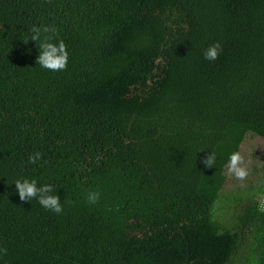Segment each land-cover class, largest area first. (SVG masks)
Segmentation results:
<instances>
[{
	"label": "trees",
	"instance_id": "trees-1",
	"mask_svg": "<svg viewBox=\"0 0 264 264\" xmlns=\"http://www.w3.org/2000/svg\"><path fill=\"white\" fill-rule=\"evenodd\" d=\"M33 25L66 70L36 63ZM247 138L264 141V0H0V264H264V186L227 187ZM24 179L63 212L21 202Z\"/></svg>",
	"mask_w": 264,
	"mask_h": 264
},
{
	"label": "clouds",
	"instance_id": "clouds-1",
	"mask_svg": "<svg viewBox=\"0 0 264 264\" xmlns=\"http://www.w3.org/2000/svg\"><path fill=\"white\" fill-rule=\"evenodd\" d=\"M30 33L31 35L26 41H24L25 43H27L29 39H31L33 42H40V52L36 59V63H38L42 68L52 72L66 70L68 64V51L64 41L61 39L58 43L50 42L54 36L58 35V30L52 26L33 25L30 29ZM221 52L222 46L217 41L204 51L203 56L205 60L215 61L219 58ZM41 155L42 154L40 152L30 154L28 157V163L35 164L41 159ZM201 162L205 168L214 167L216 162L215 153L209 152ZM226 174L240 182H243L248 178V162L241 152L236 151L230 154L226 164ZM14 183L21 202L36 199L38 203L46 210L56 214L63 212V207L60 203V197L56 194H53L52 185L45 184L38 187L35 180L29 181L27 179H24L23 181L16 180ZM98 201V192H91L88 194V203L95 205ZM262 210H264V205H262ZM6 254L7 249L0 248V255Z\"/></svg>",
	"mask_w": 264,
	"mask_h": 264
},
{
	"label": "rangeland",
	"instance_id": "rangeland-1",
	"mask_svg": "<svg viewBox=\"0 0 264 264\" xmlns=\"http://www.w3.org/2000/svg\"><path fill=\"white\" fill-rule=\"evenodd\" d=\"M246 140L247 141L243 144V147H241V152H242V155L245 157L246 161L248 162V168L250 171V168L254 166V163H256L257 161H260L261 159L260 152L264 150V141L259 138H255V139L247 138ZM250 155H255L258 158V160L254 162V158L253 160H251ZM256 166H258V163ZM262 171H264V169ZM240 186L242 187L248 186L241 190L240 192L241 196H245L248 193L256 195L257 189L264 186V175L258 174V175L252 176L250 174L248 178L243 182L237 181V183L235 184L234 182H229L227 184V187L229 190L228 192L232 193L234 189ZM251 188L253 189L252 192L250 191Z\"/></svg>",
	"mask_w": 264,
	"mask_h": 264
},
{
	"label": "built area",
	"instance_id": "built-area-1",
	"mask_svg": "<svg viewBox=\"0 0 264 264\" xmlns=\"http://www.w3.org/2000/svg\"><path fill=\"white\" fill-rule=\"evenodd\" d=\"M263 201H264V194L262 195L261 203H263Z\"/></svg>",
	"mask_w": 264,
	"mask_h": 264
}]
</instances>
